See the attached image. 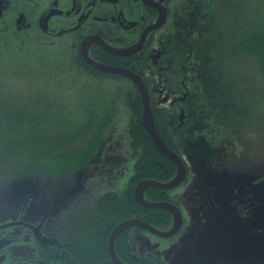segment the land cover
Returning a JSON list of instances; mask_svg holds the SVG:
<instances>
[{"label":"flooded vegetation","instance_id":"flooded-vegetation-1","mask_svg":"<svg viewBox=\"0 0 264 264\" xmlns=\"http://www.w3.org/2000/svg\"><path fill=\"white\" fill-rule=\"evenodd\" d=\"M11 1L15 3L11 5ZM234 2L230 0H0V33L11 28V32L16 36L20 32L41 34L47 45L56 47L53 48L54 50L58 51L62 47L65 52L73 53L76 64L83 66L85 63L91 68L90 71L127 83L131 100L137 95L141 100L140 92L134 83V77H139L148 92L157 129L172 141H166L163 137L169 146H173V150L179 154L185 164L186 175L182 182L173 189L161 190L160 199L154 200L174 203L180 209L182 213L180 230L170 238H159L138 227L123 230L114 242V249L125 264H168L158 256L141 251L138 243L139 233L143 232L161 242L177 243L180 234L185 231L187 219L180 202L172 193L180 190L186 194L183 191L185 188L189 189L187 194L194 203V206L189 205V207L192 211L196 210L197 214L200 213V208L196 204L200 198L197 196L206 193L201 201L207 200L210 203L208 212L226 217L232 213V210L225 206L226 203H230L235 206L238 214L244 216V221L240 225L228 220L221 222L218 226L217 240L207 241L204 244V239L200 236L195 248L190 250L188 255L183 256L181 262L175 259L178 264H212L220 254L231 253L232 248L236 250V255L239 257L241 255L243 259L252 256L259 249L264 250V201H261L264 197V189L259 192L254 187L256 182L252 184L251 181L243 182L237 179L244 170L257 171V183L264 184L262 180L264 174L260 173V171L264 172V159L255 161L256 153L253 157L240 159L241 155L244 156L246 138L238 136L243 129H258L259 118L238 112V107L234 109L235 111L223 113L222 116L213 107H210L212 110L207 107L210 111L208 121L197 123V118L201 119L197 111L200 109L198 103L203 92L199 86L206 73L202 71L199 61L213 60L210 56L204 58L205 56L202 57L197 53L198 45L206 43L203 42L205 37L200 35H203V32L210 29L220 18L216 10L217 5L228 12L230 7L236 5L241 11V3ZM85 51L94 62L123 68L130 74L110 73L92 66L84 57ZM208 97L212 98L213 95ZM245 118L248 120L244 121ZM219 120H224L222 125L219 124ZM220 126L222 127L216 130ZM199 127H206L209 130L201 133L197 131ZM258 141L264 146L263 135L256 138L255 144L259 145ZM185 147L188 149L186 150ZM235 161H241L245 166L237 171L239 173L232 175L229 167ZM225 177L229 178L231 185L228 182L224 183L226 192L223 195L220 192L222 186L220 188L219 186L223 179L225 181ZM232 180L235 181L231 182ZM20 194L26 198L34 197L33 192L28 189ZM215 200H218L219 204ZM26 209L27 205L24 202L18 219L12 221L13 231L9 234L19 237L24 244L15 245V240H12L15 253H10L16 255H10L13 263L9 259V264H21L22 259L31 258L33 255L36 259L44 258L49 264H56L52 263V258L57 257L58 251L66 254L67 257L57 258V264H74L79 259L77 252L80 250L73 249L71 242L80 237L82 230L79 228L78 233L74 234L78 236L72 240L54 242L42 236L38 228L23 218ZM134 217L153 226L157 224L149 218L148 212L139 211ZM125 219L128 218L120 221ZM79 221L82 225L81 220ZM116 224L111 228L109 235ZM64 228L67 230L68 225ZM108 238L106 264H114L108 255ZM32 241L44 247L37 248L31 245ZM60 246H65V249H54ZM31 250L34 251L32 255ZM69 253L77 257H71ZM17 257L22 259L18 260Z\"/></svg>","mask_w":264,"mask_h":264},{"label":"rangeland","instance_id":"rangeland-1","mask_svg":"<svg viewBox=\"0 0 264 264\" xmlns=\"http://www.w3.org/2000/svg\"><path fill=\"white\" fill-rule=\"evenodd\" d=\"M231 1H235V4L236 2L241 3L242 9L239 11L234 5L228 12L217 5L216 10L220 18L210 29L204 31L203 35H200L205 37L203 42L206 41V43H201L197 47L199 55L205 56L204 58L210 56L213 60L199 61V65L202 66L203 72H208L205 75L218 76L227 81L237 101L240 98L241 103L243 98V104L237 105L241 107L243 113L259 118L260 127L258 129L246 128L238 134L239 137L246 138L244 139V156L241 155L240 159L253 157L256 153L255 161L263 160L264 146L260 141H258L259 145L255 144V140L261 135L264 138V85L260 80V78L264 79V75L259 74L255 61L236 55L234 44L237 40L236 35L242 32L240 28L245 20L251 22L255 30L256 27L264 29V9H262L264 0ZM13 3L15 2L11 1V5ZM243 14L247 19H242ZM235 16L237 17L234 20ZM11 30L10 28L7 31L5 39L4 33H0V40L3 39L0 41V71L3 72L2 75L5 78L3 83L0 82V108L3 110V107H12V97H15L17 107L30 108L35 116V123L29 129V133H33L35 137L40 136L42 131L49 134L53 132L61 134L56 140L64 143L66 151L77 150L83 153L92 137L96 134L98 137L95 139L92 163L68 174V177L33 176V179L28 181H24V177L19 181L18 177L16 182L15 179L11 180L6 172L0 171L1 264H9V259L13 263L10 256L16 255L13 254L15 253L13 239L15 245L24 244L19 237L9 234V231L13 229H7L13 226L12 221L18 219L24 202L27 209L23 218L38 228L42 236L57 243L72 240L78 236L74 234L78 233L81 227L79 220H88V212L95 200L105 191L121 189L132 172L129 137L126 131L129 119H131L130 114L123 100L111 98L116 93L115 87L118 85H121L120 92L115 96H122L128 88L127 83L76 66L73 53L65 52L62 47L58 49V53H68V57L61 58L59 55H54L55 46L47 45L41 34L20 32L18 36L11 37L15 36ZM19 44H25V48L40 54L41 57H36L29 52L14 57L12 53H16L15 50ZM213 45L216 48H212ZM231 51L235 55L231 56ZM198 54L196 55L199 56ZM211 64L215 65V68H210ZM239 90L243 94L241 97L237 93ZM96 99H102V102L92 105V101ZM105 100H109L108 105L103 102ZM115 107L119 109H114ZM108 114L113 120L103 125ZM99 121L102 122L98 123ZM24 140L31 142L33 138L26 135ZM185 149L187 150L188 147ZM242 166L245 165L241 161L233 162L229 167L230 174L239 173L237 171L243 168ZM80 172L82 174L79 175ZM260 173L264 174L262 171ZM237 179L243 182L251 181L252 184L256 182L254 187L259 192L264 189V184L257 183V171L244 170ZM227 182L230 184L229 178L225 177V181L223 179L219 186V188L222 186L220 192L223 195L226 192L224 183L227 184ZM26 185L31 186L28 188H36L38 193L28 198L23 197L22 194H15V191L24 189ZM188 190V188L183 190L186 194L180 190L172 193L174 198L180 202L187 219L185 231L182 235L180 234L178 242H161L142 232L139 233L138 240L141 251L158 256L168 264H178L175 259L181 262V258L195 248L200 236L204 239V244L207 241L217 240L218 226L221 222L228 220L240 225L244 221V216L238 214L235 206L230 203H226L225 206L231 209L232 213L230 212L231 214L226 217L208 212L210 203L207 200L201 201L206 193L197 196L200 198L196 203L200 208V213L197 214L196 210L192 211L189 207V205L194 206V203L187 194ZM215 202L219 204L218 200ZM71 220L73 221L69 222ZM67 225L66 230L64 227ZM231 251V253L220 254L216 262L212 264H261L264 262L263 249L257 250L252 256L244 259L240 254V257L236 255L235 249L232 248ZM17 259L22 258L17 257Z\"/></svg>","mask_w":264,"mask_h":264},{"label":"trees","instance_id":"trees-1","mask_svg":"<svg viewBox=\"0 0 264 264\" xmlns=\"http://www.w3.org/2000/svg\"><path fill=\"white\" fill-rule=\"evenodd\" d=\"M236 17H234V20ZM242 19H247L245 14L242 15ZM256 28L255 30L252 27V23L245 20L244 25L240 28L242 32L237 31L234 50L236 55L255 61L259 74L264 75V29ZM5 35H7V31L4 32V39ZM11 37H16V35H12ZM24 45H18L19 47L15 50L16 53H12L14 57L22 56L25 52H29L36 57H41L40 54L25 48ZM212 48H216V46L213 45ZM54 55H59L61 58L64 56L68 57V53H58V51ZM230 55L233 56L235 54L231 51ZM3 65L4 63L2 62ZM76 66L86 68V71H90L91 69L85 63L83 66L77 63ZM210 68H215V65L211 64ZM2 74L3 72L0 71L1 83L5 81ZM260 80L261 84L264 85V79L260 78ZM201 81L202 84L199 87L203 92L198 103L200 109L197 111L201 119L197 118V123L201 124L205 123L206 120L208 121L210 111L207 110V107L210 110H212L210 107H213L222 116L225 112L235 111L234 109L238 107V104L240 106L243 104V98L241 99V103L240 98L237 101L233 91L228 87L227 81L221 77L204 75ZM120 87L121 85L115 87L116 93L120 92ZM220 92L224 94H218ZM237 93L240 97L243 95L240 90ZM115 94L111 98L115 97V100H123L131 118L127 124L126 131L129 137V155L132 161V172L121 189L109 190L102 193L90 207L88 220L82 219L80 227L82 230L81 235L71 242L72 248H79L80 252H77L78 257L69 253L71 257L79 258L74 264H106L108 260L106 243L111 228L123 218L136 216L139 211L148 212L149 218L153 219V222L157 223L154 225L160 229L165 230L172 223V217L168 211L142 207L135 200L133 191L137 183L144 179H154L160 182L171 180L175 175V165L156 150L146 132L141 122L142 103L139 96L137 95L131 100V92L128 91V88L122 96H115ZM208 95H211V97L213 95V99L209 98ZM14 99L16 98L12 97V107H3V110L0 108V171L6 172V175L10 176L11 180L15 179L16 181L19 177V181H21L22 177H24V181H28L31 178L33 179V176H40V178H54L52 176L68 177V174L74 173L86 164L92 163L90 159L95 149V139L98 137V134L92 137L90 144L85 147L86 150L83 153L77 150L74 152L66 151L64 143L61 140H56L61 134L55 132L49 134L46 131H42L40 136L36 135L35 137L33 133H29V129L35 123L33 111H30V108L22 109L21 107H17V102ZM100 102H102V99L93 100L92 105L93 103L98 104ZM103 102L108 105L109 100ZM114 109H119V107H115ZM238 112H242L241 107H238ZM106 117L103 125L113 120V118L109 117V114ZM246 120L248 118L244 119V121ZM100 122L102 121L98 123ZM218 122L222 125L224 120H219ZM221 127H217L216 130ZM208 130L206 127H199L197 129L201 133H206ZM160 133L166 141L172 142L166 138L164 133ZM26 135L32 137L33 140L26 142L24 140ZM170 147L173 146L171 145ZM198 161L203 162L202 160ZM160 192L161 190L157 188L148 187L145 190L144 196L147 200H158L160 199ZM11 228L8 227L7 229L10 230ZM9 233L12 232L9 231ZM25 243L28 244L29 242L25 241ZM31 245L37 248L44 247L33 242ZM54 249H65V246L55 247ZM31 251L30 254H34V251ZM66 257V254L58 251L57 257L54 256L52 258V263L57 264V258L62 259ZM37 259L33 255L28 259L24 258V261L22 259L21 264H49V261L47 262L44 258L37 257Z\"/></svg>","mask_w":264,"mask_h":264},{"label":"water","instance_id":"water-1","mask_svg":"<svg viewBox=\"0 0 264 264\" xmlns=\"http://www.w3.org/2000/svg\"><path fill=\"white\" fill-rule=\"evenodd\" d=\"M84 57L86 61L91 64L92 66H95L96 68L110 72V73H121L125 74L128 70L123 68H117V67H110L103 64H98L97 62H94L87 54V52H84ZM130 73H126V75H129ZM134 83L137 86L140 95H141V101H142V113H141V120L143 123V126L148 133L150 139L152 140L155 148L160 152L161 155L168 158L170 161H172L176 165V174L174 178L168 182H160L156 181L154 179H144L140 181L134 188V197L136 201L145 208H161L167 210L173 218V224L172 227L168 230H160L148 222L141 220L136 217L125 219L113 228L111 231L109 238H108V255L112 262L114 264H125L123 261L120 260V258L117 256L115 249H114V241L116 237L125 229H128L130 227H138L143 230L148 231L149 233L159 237V238H169L176 234L181 226H182V214L178 207L171 202L167 201H149L144 198V191L147 187H155L158 189L163 190H170L175 187H177L182 180L184 179L186 175V167L184 165L183 160L181 157L174 152L163 140L162 136L158 132L155 123L154 118L151 110V104L148 96V92L139 77H134ZM82 174V172L79 173V175ZM31 187L29 185H26L24 189L17 190L15 193H22L23 191L31 190L33 192V196H35L38 193V190L36 188H28ZM261 201H264V197H262Z\"/></svg>","mask_w":264,"mask_h":264}]
</instances>
